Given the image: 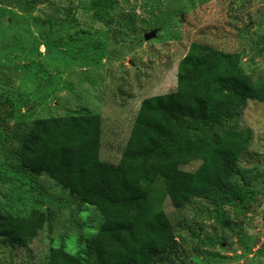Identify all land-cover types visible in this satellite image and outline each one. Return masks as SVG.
<instances>
[{
  "label": "rangeland",
  "instance_id": "rangeland-1",
  "mask_svg": "<svg viewBox=\"0 0 264 264\" xmlns=\"http://www.w3.org/2000/svg\"><path fill=\"white\" fill-rule=\"evenodd\" d=\"M101 1L0 0V215L34 207L49 215L27 245L0 236V264H47L51 246L77 252L81 237L104 222L48 174L20 169L12 156L16 134L32 119L101 115V159L117 164L127 142L140 139L133 128L144 123L142 100L176 89L192 42L239 53L246 73L264 75V0ZM241 124L253 131L239 160L254 189L250 208L227 206L217 220L204 199L178 208L165 197L182 254L176 264H264V101L250 99ZM201 162L183 168L194 171Z\"/></svg>",
  "mask_w": 264,
  "mask_h": 264
},
{
  "label": "trees",
  "instance_id": "trees-1",
  "mask_svg": "<svg viewBox=\"0 0 264 264\" xmlns=\"http://www.w3.org/2000/svg\"><path fill=\"white\" fill-rule=\"evenodd\" d=\"M250 99L264 101V75L246 73L239 53L194 41L179 63L176 89L142 100L144 123L133 128L140 139L127 142L117 164L101 159V115L32 119L16 134L12 156L20 169L48 174L104 217L95 233L81 237L77 252L51 246L47 264H176L182 254L162 208L165 197L178 208L204 199L217 220L227 206L248 210L254 189L239 160L253 138L241 124ZM195 158L202 159L196 170L183 168ZM48 219L40 207L0 215V236L27 245Z\"/></svg>",
  "mask_w": 264,
  "mask_h": 264
},
{
  "label": "water",
  "instance_id": "water-1",
  "mask_svg": "<svg viewBox=\"0 0 264 264\" xmlns=\"http://www.w3.org/2000/svg\"><path fill=\"white\" fill-rule=\"evenodd\" d=\"M155 35V32H152V33H147L146 35H145V38H150L151 36H154Z\"/></svg>",
  "mask_w": 264,
  "mask_h": 264
}]
</instances>
